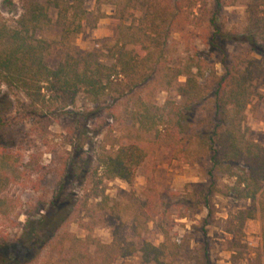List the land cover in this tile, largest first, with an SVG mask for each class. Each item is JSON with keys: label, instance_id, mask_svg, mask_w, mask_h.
Wrapping results in <instances>:
<instances>
[{"label": "trees", "instance_id": "16d2710c", "mask_svg": "<svg viewBox=\"0 0 264 264\" xmlns=\"http://www.w3.org/2000/svg\"><path fill=\"white\" fill-rule=\"evenodd\" d=\"M85 1L19 0L20 15L14 25L0 14V94L2 87L18 91L24 97L21 115L41 132L79 95L92 105H114L154 84L159 93L174 92L179 104L170 100L160 106L144 100L126 103L123 115L137 131L152 134L153 140L121 143L113 154L97 159L94 174L104 183L117 180L130 186L154 144L182 146L183 139L193 138L209 168L204 182L188 193L186 204L204 210L200 223L209 225L214 221L212 199L221 195L218 181L233 180L223 187L225 196L248 207L225 220L223 231L234 236L246 222L258 221L255 260L264 264V147L251 141L244 127L247 108L264 100V0H119L109 16L115 24L112 42L98 41L92 51L77 52L72 40L91 22ZM94 1L98 12L101 0ZM238 1L244 7L241 27L220 32L215 25L218 12ZM176 44L182 47V58L173 65ZM211 52L216 62L207 55ZM216 64L222 67L220 77ZM193 117L196 129H190ZM30 158L24 161L12 147L0 144V245L6 242L4 232L18 226V213L5 194L8 188L20 179L28 182L30 192L39 190L42 168ZM73 163L64 162L58 188L40 219L25 220L21 250L38 256L55 245L59 253L65 249L53 211L61 204L71 206L78 218L80 210L87 211L86 199L65 191L66 183L77 178ZM84 180L87 184L88 177ZM149 222L154 217L147 218ZM159 230L161 241L156 246L145 241L136 246L116 234L107 245L92 240L94 251L86 252L85 263L113 264L133 256L138 264H174L181 240L172 241L167 229ZM193 260L215 264L205 250Z\"/></svg>", "mask_w": 264, "mask_h": 264}, {"label": "rangeland", "instance_id": "374dc122", "mask_svg": "<svg viewBox=\"0 0 264 264\" xmlns=\"http://www.w3.org/2000/svg\"><path fill=\"white\" fill-rule=\"evenodd\" d=\"M117 1L101 0L98 12L94 0L85 1V8L92 13L91 22L72 40L75 51L89 52L98 41L103 44L112 42L115 24L109 16L113 14V4ZM243 12L240 1L220 10L216 16V27L223 33L239 29ZM0 14L9 25H14L20 15L19 0H0ZM49 15L55 19L54 11L51 10ZM179 46L176 44L172 50L173 65L182 58V47ZM225 49L231 51L233 48ZM234 51L239 53L240 49L235 48ZM207 55H211V61L218 59L214 52ZM53 59L51 57L49 62L52 63ZM214 69L217 76H222L219 64ZM158 88V84L144 87L132 95L131 100L123 98L113 106L110 102L92 105L79 95L73 106L57 112L52 123L41 132L34 131L31 119L21 115L20 103L24 102V97L16 90L1 88L0 144L12 147L24 161L31 156L30 160L42 170L38 191L30 192L28 182L18 179V183L5 193L18 213V226L4 232L7 238L0 245V264H86V252L90 255L94 251L92 240L107 245L116 234L118 239L136 246L141 241L156 246L161 241V227L168 230L172 241L181 240L182 250L174 264H195L193 259L203 250L215 264L257 263L255 255L261 227L258 221L246 222L241 232L234 236L223 231L225 220L248 207L246 202L233 201L225 196L223 187L233 180L224 178L218 181L221 195L212 199L214 221L209 225L200 223L205 217L204 210L186 204L188 193L194 185L204 182L209 168L208 160L196 149L193 138L192 141L183 139L182 146L154 144L152 153L138 169L130 186L117 180L104 183L99 174H94L92 169L97 159L113 154L121 143L137 138L153 140L152 134L144 135L137 131L133 122L123 115V110L127 102L136 100L157 106L166 100L179 104L174 92L159 93ZM244 127L248 138L264 147V100L247 108ZM190 129H196L195 117ZM69 161H74L77 178L66 183L65 191L86 199L87 211L80 210L81 218H78L71 206L61 204L56 207L52 214L60 222V240L65 243V249L59 253L55 245L34 256L20 248L25 220L37 221L44 214L52 193L58 188L62 166ZM86 176L88 185L84 180ZM183 216L185 218L180 219ZM150 217H154V222L146 223ZM86 236L90 240H86ZM113 264H138V259L125 257Z\"/></svg>", "mask_w": 264, "mask_h": 264}]
</instances>
